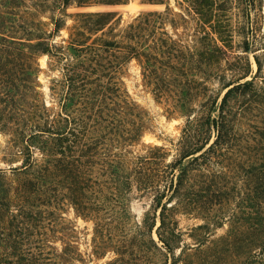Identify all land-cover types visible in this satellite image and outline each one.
I'll return each instance as SVG.
<instances>
[{"label":"trees","instance_id":"1","mask_svg":"<svg viewBox=\"0 0 264 264\" xmlns=\"http://www.w3.org/2000/svg\"><path fill=\"white\" fill-rule=\"evenodd\" d=\"M126 2L0 0V264H72L79 253L65 205L92 223L93 253L114 255L106 264H264V119L240 123L251 104L264 108L263 63L253 55L251 75L248 56L224 57L220 37L203 35L198 57L163 31L149 46L162 13L142 12L115 33L114 11L66 12ZM214 4L195 0V11L209 22ZM132 59L156 100L172 95L167 112L183 118L168 145L144 144L140 154L131 147L147 115L121 80ZM133 189L151 199L140 221ZM181 214L202 221L188 229L192 244ZM224 218L216 248L208 238Z\"/></svg>","mask_w":264,"mask_h":264},{"label":"rangeland","instance_id":"2","mask_svg":"<svg viewBox=\"0 0 264 264\" xmlns=\"http://www.w3.org/2000/svg\"><path fill=\"white\" fill-rule=\"evenodd\" d=\"M161 2L145 3L143 0H127L126 3L116 5H97L91 7H76L71 5L66 9L69 15H73L77 11H114L117 14L118 20L112 22L111 27L115 28V33H120L121 30L134 18L146 11L162 13L164 21L160 26L162 28H150L153 30L147 37L149 46H153L160 36V32L167 33L171 39L182 44L184 55L190 54L198 57L200 54L199 42L203 35L212 38H221L223 42L217 40V43L224 44V57L236 60L238 57L247 55L251 63V75L255 72V64L253 55L263 63L264 69V0H254L253 5H247L248 0H213L212 6L213 16H209V22H205L204 18L195 11V0H159ZM46 20L45 16H42ZM71 17H67L66 24L70 25ZM226 28L224 34L219 35L215 32L222 31ZM61 34L66 35V30H62ZM162 37H165L162 35ZM250 41L249 50L245 53L243 50L244 41ZM209 53V51H207ZM222 55V54H221ZM46 56L38 59L42 68L46 66ZM210 69V68H209ZM211 70V69H210ZM251 77L248 76L247 79ZM121 80L124 88L132 100L141 107L147 115L148 129L144 133L141 143L131 147L135 154L143 153L145 150L144 144H167L170 139H175L183 125V118L176 111L172 114L167 112V109H173L175 101L172 95L165 94L158 101L153 92L152 85H147L141 75L140 67L135 59H132L122 72ZM39 81L43 85V91L47 93V77L43 72L39 74ZM259 82V80H255ZM231 111L235 112L238 109L239 101L234 99L230 101ZM243 113L240 117V123L249 122L257 123L264 119V108L258 105ZM3 137L0 136V142H3ZM231 157L234 158V155ZM0 167H5V164L0 161ZM231 168V166H230ZM151 199L149 195H142L134 190L129 195V209L133 219L140 221L150 207ZM232 205V204H231ZM219 206H216L218 209ZM229 212L225 213L227 215ZM220 215V213H217ZM222 215V214H221ZM62 216L68 225L73 229L72 237L73 245L76 247L79 256L73 260L72 264H106L108 260L114 257L111 252L106 253L103 257L96 256L92 250V223L77 216L71 207L64 206ZM179 229L184 232L183 243L192 244V239L187 232L190 227H193L202 221L199 218L190 215H178ZM223 224L214 225L210 232V245L216 248L220 247L218 238L224 235L228 229L226 218ZM158 222V221H156ZM152 237L157 240L155 231L152 232ZM55 238H51L53 240ZM140 238L136 237L138 241ZM146 242V238H141ZM54 245L59 248L60 245L56 241ZM178 253V251H176Z\"/></svg>","mask_w":264,"mask_h":264}]
</instances>
